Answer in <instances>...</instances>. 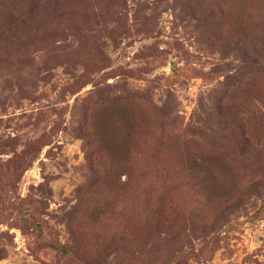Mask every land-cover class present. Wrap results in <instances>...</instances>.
<instances>
[{
  "label": "rangeland",
  "instance_id": "obj_1",
  "mask_svg": "<svg viewBox=\"0 0 264 264\" xmlns=\"http://www.w3.org/2000/svg\"><path fill=\"white\" fill-rule=\"evenodd\" d=\"M50 244L264 264V0H0V264Z\"/></svg>",
  "mask_w": 264,
  "mask_h": 264
},
{
  "label": "trees",
  "instance_id": "obj_2",
  "mask_svg": "<svg viewBox=\"0 0 264 264\" xmlns=\"http://www.w3.org/2000/svg\"><path fill=\"white\" fill-rule=\"evenodd\" d=\"M114 149L116 150V151H120L121 150V148H120V144H116L115 145V147H114ZM113 165V164H112ZM111 171H117L118 169H120L118 166H116V165H113V166H111ZM110 202V201H109ZM111 203V202H110ZM50 247H52V248H54V249H57L58 251H60L64 256H66V257H69V260H70V262H69V264H87V262L86 261H84V262H80V261H77V259L76 258H74L73 257V255L71 254V252L69 251V249L67 248V247H65V246H63V245H56V244H50Z\"/></svg>",
  "mask_w": 264,
  "mask_h": 264
}]
</instances>
